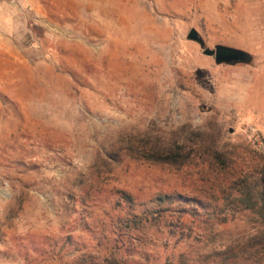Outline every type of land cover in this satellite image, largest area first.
I'll return each mask as SVG.
<instances>
[{
  "label": "rangeland",
  "instance_id": "374dc122",
  "mask_svg": "<svg viewBox=\"0 0 264 264\" xmlns=\"http://www.w3.org/2000/svg\"><path fill=\"white\" fill-rule=\"evenodd\" d=\"M260 153L264 0H0V264H264L251 212L207 239L117 227L160 196L230 213Z\"/></svg>",
  "mask_w": 264,
  "mask_h": 264
},
{
  "label": "trees",
  "instance_id": "16d2710c",
  "mask_svg": "<svg viewBox=\"0 0 264 264\" xmlns=\"http://www.w3.org/2000/svg\"><path fill=\"white\" fill-rule=\"evenodd\" d=\"M178 155L179 153H175L174 158ZM215 155L219 156V153L215 152ZM258 157L260 169L242 177V180L234 181L223 191V205L224 208H230V213L220 210L214 204L205 203L203 199L160 196L157 202L151 203L140 213H133L119 220L117 222L119 232L132 235L162 228L168 232H180L181 229L189 231L195 228L193 225H196L200 230L198 233L203 236L202 238L207 239L205 236L213 233L215 227L234 220L237 212H251L264 224V155L260 153ZM123 200L130 204L134 202L133 198L126 194ZM254 239L257 244L264 247V231L257 234ZM249 249L245 247V250ZM118 252L108 254L105 261L118 264Z\"/></svg>",
  "mask_w": 264,
  "mask_h": 264
},
{
  "label": "water",
  "instance_id": "95a60500",
  "mask_svg": "<svg viewBox=\"0 0 264 264\" xmlns=\"http://www.w3.org/2000/svg\"><path fill=\"white\" fill-rule=\"evenodd\" d=\"M188 39L199 43L204 55L214 58L218 65L248 64L252 61L250 53L242 49L226 45H217L214 49L207 48L200 33L195 28L190 31Z\"/></svg>",
  "mask_w": 264,
  "mask_h": 264
}]
</instances>
